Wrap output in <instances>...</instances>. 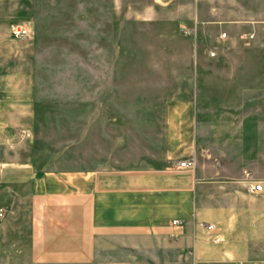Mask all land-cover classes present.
<instances>
[{"label":"crops","instance_id":"obj_1","mask_svg":"<svg viewBox=\"0 0 264 264\" xmlns=\"http://www.w3.org/2000/svg\"><path fill=\"white\" fill-rule=\"evenodd\" d=\"M167 3L149 0V98L128 101L147 127L67 131L64 155L18 151L43 147L23 128L41 102L0 42V264H264V3L175 0L173 23ZM25 4L0 23H32Z\"/></svg>","mask_w":264,"mask_h":264},{"label":"rangeland","instance_id":"obj_2","mask_svg":"<svg viewBox=\"0 0 264 264\" xmlns=\"http://www.w3.org/2000/svg\"><path fill=\"white\" fill-rule=\"evenodd\" d=\"M6 1L8 7L0 4V12H6L4 16L22 12L18 8L22 0ZM23 1L27 4L26 15L37 14V18L29 24L0 23V36L14 38L0 42L5 43L9 53L11 70L23 63V59L18 61V55L25 50L24 63L32 70L35 97L41 103L36 119L23 128L38 131L37 139H41L43 147H36L38 142L28 138L20 142L18 151L33 154L38 150L44 154L58 150L64 155L62 146L72 133L67 131H144L147 125L141 116L145 114L140 112L135 117L138 109L130 114L128 101L141 100L144 106L149 98V41L157 38L149 33V0ZM156 1L169 3L165 4L168 7L155 8L154 15L164 16L171 23L189 11L173 4L175 0ZM235 2L238 8L234 10L241 11L243 2L256 5L264 0ZM34 4L36 7L29 8ZM219 10L223 13L227 8ZM18 26L27 28L29 35L15 37L11 31ZM114 96L122 101L121 114L115 118L108 108L99 113L98 99Z\"/></svg>","mask_w":264,"mask_h":264},{"label":"built area","instance_id":"obj_3","mask_svg":"<svg viewBox=\"0 0 264 264\" xmlns=\"http://www.w3.org/2000/svg\"><path fill=\"white\" fill-rule=\"evenodd\" d=\"M11 33L15 36V37H22V36H27L29 35V30L27 28H24L22 26H18V27H14L11 31ZM221 38H225V34L222 33L220 35ZM253 37V34L250 33V34H244L242 35L241 38L243 39H251ZM195 162L194 160L191 158V159H182L178 166L179 167H185V168H192L194 166ZM247 175L248 173L245 172ZM250 190L253 191V192H261L262 191V185L260 182L258 181H252L250 183Z\"/></svg>","mask_w":264,"mask_h":264}]
</instances>
